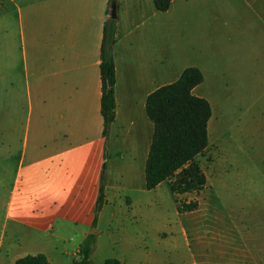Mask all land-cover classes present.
I'll return each mask as SVG.
<instances>
[{
    "label": "crops",
    "instance_id": "1",
    "mask_svg": "<svg viewBox=\"0 0 264 264\" xmlns=\"http://www.w3.org/2000/svg\"><path fill=\"white\" fill-rule=\"evenodd\" d=\"M238 14H243L242 24L232 22L236 25L232 26L243 38L227 33V39L243 50L250 31L264 35V0H171L165 11L156 10L153 0H117L114 119L104 137L99 54L108 0H0L4 79L26 107L3 228L13 235L27 230L23 232L26 254L43 253L50 262L49 257L60 258L65 254L61 248L66 250L58 245L64 239L60 231L66 228L79 232L76 245H70L77 253L94 230L89 228L102 163L104 203L109 193L113 196L131 185L115 165L114 154L119 160L136 162L137 177L145 186L144 164L153 134L146 97L176 80L185 68L172 71L171 80L172 23L181 24L192 36L210 31L212 43L221 44L220 27L228 25L230 15ZM11 145L8 140L9 157L16 155ZM74 240L72 235L68 241Z\"/></svg>",
    "mask_w": 264,
    "mask_h": 264
},
{
    "label": "rangeland",
    "instance_id": "2",
    "mask_svg": "<svg viewBox=\"0 0 264 264\" xmlns=\"http://www.w3.org/2000/svg\"><path fill=\"white\" fill-rule=\"evenodd\" d=\"M242 15H230L228 25L220 27L221 44L212 43L210 31L192 36L181 24L172 23L170 78L177 67L198 66L204 80L194 93L209 101L214 114L207 123V146L195 158L206 182L198 192L176 195L168 188L170 177L148 190L140 184L136 162L114 154L115 165L131 185L113 196L109 193L100 217L89 228L94 229L89 257L94 264L106 258H117L121 264H264V35L250 31L243 50L228 40L227 33L243 38L232 26L242 24ZM3 34L0 28V264H10L29 251L23 235L27 230L13 235L3 228L26 107L4 79ZM8 140L16 150L11 157ZM189 200H197V208L178 213L176 205ZM78 233L70 228L60 231L64 239L58 245L65 247V254L49 257L52 262L69 264L79 258L70 248ZM72 235L75 240L69 242Z\"/></svg>",
    "mask_w": 264,
    "mask_h": 264
},
{
    "label": "trees",
    "instance_id": "3",
    "mask_svg": "<svg viewBox=\"0 0 264 264\" xmlns=\"http://www.w3.org/2000/svg\"><path fill=\"white\" fill-rule=\"evenodd\" d=\"M171 0H153L156 10L165 11ZM117 0H108L109 5ZM115 18H107L102 28L100 43L99 73L101 82L100 113L103 119L102 135L105 137L114 119L115 68L112 48L115 43ZM203 75L194 66L185 67L178 78L150 92L145 100V111L153 123V134L144 164L145 188L150 190L172 177L168 188L173 194L200 191L206 176L195 160L208 143L207 123L211 115L209 102L192 93L201 83ZM104 170L101 165L98 194L94 206V218L104 203ZM197 200L183 201L176 205L178 213L196 209ZM94 234H88L81 244L79 258L69 264H94L90 254ZM14 264H56L43 253L25 254L15 259ZM102 264H121L117 258H106Z\"/></svg>",
    "mask_w": 264,
    "mask_h": 264
},
{
    "label": "water",
    "instance_id": "4",
    "mask_svg": "<svg viewBox=\"0 0 264 264\" xmlns=\"http://www.w3.org/2000/svg\"><path fill=\"white\" fill-rule=\"evenodd\" d=\"M109 18H115L116 17V4L111 3L109 5V13H108Z\"/></svg>",
    "mask_w": 264,
    "mask_h": 264
}]
</instances>
